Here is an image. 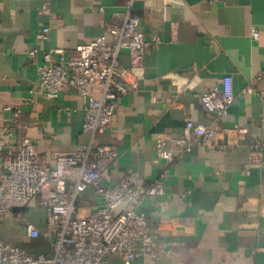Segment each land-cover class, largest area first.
<instances>
[{
  "label": "crops",
  "instance_id": "obj_1",
  "mask_svg": "<svg viewBox=\"0 0 264 264\" xmlns=\"http://www.w3.org/2000/svg\"><path fill=\"white\" fill-rule=\"evenodd\" d=\"M129 11L140 16L146 37L159 36L161 43L147 50L138 85L94 140L119 152L107 171L110 181L129 169L164 180L166 193L137 211L174 252L129 263L112 256L108 264H264V249L257 250L264 248V165L250 158L264 138V0H0V125H10L16 137L31 136L51 164L57 154L88 142L77 91L51 99L35 90L37 66L51 48H64L65 57L77 54L78 45L106 33L107 23ZM43 26L51 27L49 38L39 41ZM33 46L39 48L35 58L29 55ZM129 62L124 50L121 63ZM226 74L233 76L236 99L218 129L229 146L210 151L198 144L174 161H157V137L183 130L188 119L211 120L200 96ZM236 125L247 131H227ZM101 200L90 186L79 212L89 213ZM23 218L46 230L44 207L26 208ZM15 219L9 215L3 224L7 239L32 252L49 250L44 234L24 237Z\"/></svg>",
  "mask_w": 264,
  "mask_h": 264
},
{
  "label": "built area",
  "instance_id": "obj_2",
  "mask_svg": "<svg viewBox=\"0 0 264 264\" xmlns=\"http://www.w3.org/2000/svg\"><path fill=\"white\" fill-rule=\"evenodd\" d=\"M140 26V16L129 11L122 20L107 23L106 33L78 45L77 54L65 57L64 48H51L44 51L37 66L35 90L51 99L63 90L77 91L85 104L84 130L91 133L88 142L57 154L51 164L31 136L16 137L14 128L0 125V264H108L112 256L129 263L140 257L160 259L173 254V246L159 239L147 214L137 211L140 204L166 193L164 180L150 181L138 170L129 169L110 181L107 171L119 152L94 140L95 134L113 121L131 86L138 85L147 50L161 43L159 36L147 38ZM50 30V26L40 28L37 39L47 40ZM252 35L259 38V30L253 28ZM124 50L129 53L128 65L121 63ZM38 52L33 46L29 55L35 58ZM252 89L249 86L247 90ZM235 99L233 76L226 74L220 84L200 96L211 120L188 119L183 130L157 137L156 160L174 161L198 144L210 151L225 150L229 142L220 138L218 121ZM233 130L239 135L247 131L239 125L227 131ZM253 147L251 161L264 165V138ZM90 186L102 200L89 213L81 214L78 202ZM19 206L44 207L46 230L25 221L23 210L14 209ZM9 215L23 223L24 237L44 234L49 250L32 252L7 239L2 231ZM162 225L159 222L156 230Z\"/></svg>",
  "mask_w": 264,
  "mask_h": 264
},
{
  "label": "water",
  "instance_id": "obj_3",
  "mask_svg": "<svg viewBox=\"0 0 264 264\" xmlns=\"http://www.w3.org/2000/svg\"><path fill=\"white\" fill-rule=\"evenodd\" d=\"M27 207L26 206H19V207H15V210H25Z\"/></svg>",
  "mask_w": 264,
  "mask_h": 264
}]
</instances>
